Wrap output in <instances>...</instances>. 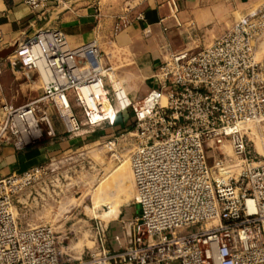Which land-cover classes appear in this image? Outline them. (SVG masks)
<instances>
[{
  "label": "built area",
  "instance_id": "obj_1",
  "mask_svg": "<svg viewBox=\"0 0 264 264\" xmlns=\"http://www.w3.org/2000/svg\"><path fill=\"white\" fill-rule=\"evenodd\" d=\"M20 1L34 13L66 2ZM169 6L178 21L176 1ZM127 23L119 18L114 32ZM263 35L264 1L211 44L170 54L142 96L113 86V67L95 42L71 47L62 30L45 27L9 45L0 62L37 71L42 92L0 105V147L20 150L53 136L51 111L72 134L114 125L129 111L132 128L105 141L115 150L125 135L134 139L128 159L139 212L112 245L107 227L96 226L94 247L76 255L70 231L20 220L17 198L48 173L46 165L8 174L0 177V264H264V156L244 127L264 120V58L256 57ZM104 97L117 108L114 118Z\"/></svg>",
  "mask_w": 264,
  "mask_h": 264
},
{
  "label": "crops",
  "instance_id": "obj_2",
  "mask_svg": "<svg viewBox=\"0 0 264 264\" xmlns=\"http://www.w3.org/2000/svg\"><path fill=\"white\" fill-rule=\"evenodd\" d=\"M65 1L64 7L34 13L20 0H0V50L11 45L24 32L55 27L64 32L71 47L95 42L105 63L113 62L117 56L128 59L129 69L134 72L116 83L125 93L142 96L155 86V71L170 54L211 44L241 15L264 0H175L179 9L178 21L170 16L169 0ZM138 14L142 16L137 17ZM121 17H126L128 23L115 33V24ZM4 62H0V96L3 93L7 96H32L37 82L28 78L24 82L20 80V75H28L30 71ZM142 80H146L144 84ZM113 84L117 87V84ZM41 85H38L40 89ZM4 103L21 105L25 102ZM50 114L53 136H46L39 143L20 150L12 145L0 147V167L5 166L8 174L46 164L86 142L106 139L115 132L132 128L129 114L124 115L123 112L117 116L114 125L84 126L80 132L72 134L66 131L54 111ZM138 212L139 209L137 212L132 208L126 209L129 218ZM119 227L114 230L118 232ZM111 242L115 243L113 239Z\"/></svg>",
  "mask_w": 264,
  "mask_h": 264
},
{
  "label": "rangeland",
  "instance_id": "obj_3",
  "mask_svg": "<svg viewBox=\"0 0 264 264\" xmlns=\"http://www.w3.org/2000/svg\"><path fill=\"white\" fill-rule=\"evenodd\" d=\"M256 57L257 59L264 58V35L256 43ZM4 63L8 64V61ZM108 64L113 67L112 73L115 75V80L122 81L125 75L134 72V70H130L128 59L123 58V56L115 57L113 62ZM20 78L22 82L27 78L37 82L32 91V96H7L3 93L0 96V105L5 101L21 104L34 98L35 96L33 97V95L40 94L42 89L38 85L42 84V80L37 71H30L28 75L22 74ZM115 80L113 83L117 84ZM145 81L142 80L141 82L144 84ZM77 113L83 120L80 110ZM128 114L129 111L124 112V115ZM244 127L246 128V137L250 140L254 152L257 155L264 156V152L261 153L257 149L258 146L264 148V120L247 123ZM123 132L124 130H121L119 133ZM115 134L118 133L115 132ZM124 138L120 140L115 150H111L106 146L105 139L98 138L86 142L46 163L48 173L32 187H28L21 192L17 198L16 204L21 222L24 225L49 223L63 227L66 231L71 232L72 247L81 242L83 246L80 252L84 250V254L87 247H94L96 226L100 225L104 228L107 227V234L109 233L107 240L112 245L111 241L114 232H116L114 228L123 225L130 217L126 213V209L132 208L135 212L138 210V206L135 204V187L128 159L134 139L130 138L129 135H125ZM254 141H259L258 145ZM5 146L8 147L9 144H5ZM115 154L117 155L115 156ZM124 161L128 163V175H126L127 178L123 183L122 190H117L115 186H106V188L102 189V193L106 196L108 194V196L112 197L121 191H123V194L127 193L130 196L128 201L121 206L120 211L122 213L119 215V211V217L118 215L115 218L106 217L103 213L108 211L109 205L105 203H100L99 206L94 208V213L90 209L94 207L93 193L95 187L99 181L108 177L116 167L125 163ZM210 162L213 163L212 160ZM6 175L8 173L5 166L0 167V177ZM103 194L101 197H103Z\"/></svg>",
  "mask_w": 264,
  "mask_h": 264
},
{
  "label": "bare ground",
  "instance_id": "obj_4",
  "mask_svg": "<svg viewBox=\"0 0 264 264\" xmlns=\"http://www.w3.org/2000/svg\"><path fill=\"white\" fill-rule=\"evenodd\" d=\"M41 73H42V75L45 77V78H47L48 77V73L47 72H45L44 70H41ZM110 78H111V82H113L114 80H115V75L111 72L110 73ZM116 82H117V80H116ZM113 86L115 87V88H118V89H120V86L118 85V83H117V87L113 84ZM103 109L105 110V112L110 116V117H112V118H114V115H115V112H116V107H114L113 105H111L109 102H108V100H107V98L106 97H104V99H103ZM256 138V137H255ZM254 140V139H253ZM258 142L259 141H257V142H255L254 141V143H256V145H258ZM257 149H259L260 151L259 152H264V148L262 147V148H260L259 146H258V148ZM227 150H228V152H231V149H230V147L228 146L227 147ZM117 154H115V156H116ZM114 158V157H113ZM125 163H122L121 165H119L118 167H116L112 172H111V174L108 176V177H106V178H104L103 180H101V181H99V183L97 184V186L95 187V189H94V193H93V199H94V207H91V211H93L94 212V208H96L97 206H99L100 205V203H105V204H108L109 206V209H108V211L106 212V213H103L106 217L108 216V217H110V218H115L117 215H118V213H119V211H120V209H121V206L123 205V203L125 202L126 203V201H128V199L130 198V196L129 195H127V193L126 194H123L122 192L123 191H121V192H119L118 194H116L115 196H108V194H107V196L105 195V194H103L102 193V189L105 187L106 188V186H109V187H112V186H115V188L117 189V190H122V187H123V183H124V181L126 180V178H127V176L126 175H128V166H127V164L128 163H126V161H124ZM126 164V165H125ZM109 168V167H108ZM107 168V169H108ZM131 168V167H130ZM132 173V172H131ZM114 188V187H113ZM87 189V188H86ZM102 194H103V197H101L102 196ZM93 206V205H92ZM98 212V211H97ZM95 213V212H94ZM93 215V214H92ZM100 215V214H99ZM98 215V216H99ZM97 216V215H96ZM77 243V242H76ZM82 243L81 242H78L77 244H75V245H73V249L75 250V252H76V255L81 251V248H82Z\"/></svg>",
  "mask_w": 264,
  "mask_h": 264
},
{
  "label": "water",
  "instance_id": "obj_5",
  "mask_svg": "<svg viewBox=\"0 0 264 264\" xmlns=\"http://www.w3.org/2000/svg\"><path fill=\"white\" fill-rule=\"evenodd\" d=\"M12 49H13L12 46L1 49L0 50V59L5 58L12 51Z\"/></svg>",
  "mask_w": 264,
  "mask_h": 264
}]
</instances>
